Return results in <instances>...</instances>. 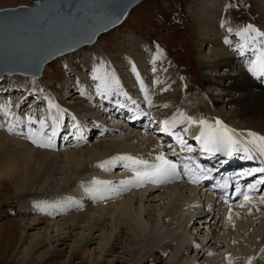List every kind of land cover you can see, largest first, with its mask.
<instances>
[{
	"label": "rangeland",
	"instance_id": "obj_1",
	"mask_svg": "<svg viewBox=\"0 0 264 264\" xmlns=\"http://www.w3.org/2000/svg\"><path fill=\"white\" fill-rule=\"evenodd\" d=\"M33 1L35 0H0V8L16 6L19 4L29 5ZM203 1L204 0H142L130 9L121 24L97 37L94 45L98 44L99 47L104 49L110 59H112V65L115 67L114 70L116 71H114L115 76H119V90H113L109 95L112 102L129 101L130 103H136L137 105H140L143 110L150 111L155 120H159L171 117L174 113H169L167 110H173L177 102L184 101L183 103L189 104L193 108V114L186 115L192 116L196 119L202 117L212 122L219 119L223 124L227 123L224 122L225 119H231L233 122H238V119H233L229 116L228 105L224 104L223 107L220 104H211V96L216 93L214 89L217 84L221 87V83L212 84L204 80V77L207 76V74H212V72L202 69L199 59L201 53L207 54L209 47L212 45L211 42L215 41L221 43V46L223 45L222 47H225L224 49H227L228 54L231 56L237 55L239 53L238 44L240 43V38H238L235 33L239 28L243 27L242 25L245 23H252V25L258 30H264V25L262 23L264 21V16L259 15L260 1L217 0L223 8L221 13H216V15L219 14L216 16L215 20L218 19L221 22H219V26L217 27L218 35L210 36L208 39L203 38L201 36L202 34L199 36L198 21L195 17V7L199 6L200 2ZM222 22L223 26H221ZM212 25L215 26V23L213 22ZM229 28L232 29L231 32L228 31ZM226 36L228 37L229 43L224 42ZM212 39L214 40L212 41ZM137 43H142V47H144L139 54V59H136V48L139 47ZM157 46L163 50V54L153 61L152 55L153 53H156ZM99 47L85 45L80 47L82 49L84 48V50L79 48L78 51L76 50L77 52L73 51L50 61L45 66L42 76L39 78H43L46 89L42 88L38 82H32L28 79L29 77H24V75L20 76V74L14 75L15 77L7 79L6 82H3V80L1 82L0 80V106H11V103L14 102L15 104H24V108L20 111L14 110V107L11 109L8 108L9 115L7 116L1 111L0 127L3 126L6 131H9V128L13 129L16 124L12 123L11 118L16 117L17 119V117H19V120H15L18 122L17 126L20 127L22 131L26 130L28 126H25L27 125V122H25V125L23 123L25 121L24 116H33L34 114H32L33 112L30 110L37 105L39 107L41 103V106H46L45 100L52 94L53 90L55 91L57 89L55 86L61 85V81H63L65 76V70H68V73H70V76L72 77L77 73H85L81 64L82 62L80 61L82 54L94 51L95 57L93 58V64H95L96 67L99 66L100 60L103 61V63L105 62V64L107 63L103 58V53ZM133 65H140V68L147 73L146 78H140L139 80L143 82V87L146 88L147 95L151 99V104L145 100V93H134L130 98V94L127 93L122 86L128 85L131 89H140L141 84L137 80H129L132 77L137 78L136 73L139 74V70L136 69V73L131 70ZM121 66L124 67L122 68ZM153 68H155V71L152 70ZM123 69L125 71L121 72ZM121 74H124V77H122ZM87 75L89 76V73H87ZM124 78L126 81H124ZM153 80L156 81L155 84L153 83ZM74 83H77L76 80H74ZM160 85H162V87H160ZM165 87H168L169 89L162 93V89L160 88ZM40 91H42L43 94ZM32 92H36L37 95ZM118 92L127 93V95H119ZM57 94H62V91L61 93L57 91ZM38 95H41L43 99L42 101L41 97ZM77 95L78 93H74L70 96L69 104L71 105V109L64 110V113L66 116L65 118H70L69 120H72L73 124L78 123L79 137H82L85 141L83 145L76 147L70 146L68 148H66L67 146L61 147L60 145H58V147L53 146L41 148L32 144H24L22 139H19V143L28 146L29 149L32 150L48 151L50 153L59 154L62 157L65 154L69 155L70 152H78L82 148L89 147L101 139L110 140L117 138L122 141L123 143H121L125 146H129V144L133 145L135 143L134 140L123 139L124 135L119 131H116L111 135L107 134L101 136L100 138H97V131H90V137H87L89 130L87 129L88 131H85V121H81V118H78V116H83L84 114L82 112H77L73 107L74 105L71 104L77 100ZM102 99L100 105L97 104L99 105L98 107L93 106V108H95V110H93L94 114L99 113V110H102L104 105L103 102L106 101V99ZM110 99L107 98V101ZM155 104H158V108L154 107ZM217 108H222L220 113ZM165 110L166 112H164ZM72 117H75V119H72ZM213 117L215 118L213 119ZM100 120H103V118L101 117ZM20 122L23 124H19ZM66 123L73 125L70 122ZM227 124L230 129H234L242 136H247L248 131L264 135L259 131L249 130L241 126H239V128L232 127L230 123ZM96 125V120L91 123L92 127ZM99 125L100 123L98 124V127ZM34 128H36V126H34ZM73 131H75V128H72V132ZM131 133L138 134L139 131L134 130ZM145 137H150L154 141H159L157 136H147L146 134ZM138 147L139 148H136V150H140V155L131 156L142 160L148 159V157H150V149L145 148L144 146ZM77 154L79 155V153ZM80 159V172L79 174L70 177L72 179L66 177L63 160H56L55 172H48L51 184L44 190L33 189L25 192L23 189L31 185V181L27 178V174L29 173V166L34 159L22 157L19 156V154L11 153L10 151L2 152L0 150V223L6 222L0 224V264H18L17 256L20 253V250L23 247L30 248L31 242L34 241L37 242L38 246L32 251L31 258L44 251L47 247L50 248V245H53L49 250L51 255L49 257L50 259L47 258L40 264H78V261L80 260L79 254H74L72 256L71 254L72 247L75 242L78 241L77 239L81 234L79 229L70 233L69 237L66 235V232H64V238L67 239L62 240L61 238L64 236L63 232L56 234L52 231L51 227L44 226L43 224L45 223L28 225V220L33 217H45L47 221L52 220V208L58 201L55 200V204L52 205V198H59L63 195H69L75 192L77 186L74 185L72 181H83L81 178L85 176L84 174L90 173L93 170V168H90L87 165L89 161H84L86 160L85 158ZM118 171L119 170L117 169L114 172ZM112 172L113 171H111V173ZM173 185H178L179 187H173ZM180 185L183 186L184 184L178 179H172L164 182L161 186L162 190L150 191V183H144V185L142 184V186L138 188L131 189L126 195L122 194L120 198H123L124 196L130 197L131 195V200L128 201V210L131 217H134V215L137 214L139 206L142 207L143 210L140 214L141 221L145 224L147 223L146 219L148 218H151L153 221L145 225L148 230L150 229L148 228L150 223L152 224V227L157 224V228H159L163 234L159 235L155 240L156 245L158 244L160 246L167 240L173 241V239L181 237L188 240L191 245L196 244L195 246H197V244H203L198 247V250L208 251V254L203 255L201 258H199V256L195 257L193 250L173 257L171 256V253L168 252L167 254L170 256L166 255L163 257L167 264H229V261L225 257V251L236 245H238V248H245L244 246L247 245L246 240H248L245 235H248V233L255 230L256 224H262L264 222L262 219L264 212L260 211L259 207L255 210V205L251 206V203H249L248 206L239 209L233 205H231L230 208L212 206L216 212L207 213L206 216L204 215L205 217L203 216L198 220V211L200 209L203 210L204 207H206V202H202V198L196 200V192L188 191L185 188L187 185L182 188ZM166 186L169 188H166L165 190ZM145 189L146 193L144 196H142V194L138 195V197L135 195L137 192L136 190L145 191ZM149 192H151L150 195ZM199 194L200 197L204 195L203 192ZM190 199L192 201H190ZM63 202L65 201H60V204ZM105 204L106 200L103 201L102 205ZM88 206L94 208L96 205L87 204V207ZM41 207L43 210H41ZM88 210L93 214H99L98 212H94L93 209ZM160 211H164V215L158 217ZM231 211H235L238 215V217L233 220L234 226L224 227V224L221 226L222 214L227 212L225 214L226 217L223 220L227 223V220L229 219L228 214L230 215L229 212ZM77 212H79V210ZM165 213L168 218H164ZM213 213L218 214L214 217ZM147 214H149V216ZM63 216H68V214H64ZM218 216H220L219 220ZM59 217L60 216H56L53 217V219ZM244 217L246 218L244 219ZM45 219L43 218V220ZM202 220H206L207 222L205 221L201 223ZM42 225L46 231H43V229L40 228ZM214 225H216V227ZM202 226L204 227L201 229ZM22 232H24L23 235ZM74 233L76 235H74ZM165 235H167V240L164 239ZM132 244L134 247L138 246L135 243ZM182 245L184 246L185 244L182 242ZM133 246H131V244L127 245V249L134 248ZM59 247L62 248L59 249ZM88 247L94 249L96 252L93 244ZM200 247L203 250H201ZM94 255L96 256V254ZM93 259L95 260L93 263L82 262L79 264H108V261L106 260L97 262L96 257ZM129 263L130 262H128V264ZM134 264H141V262H136Z\"/></svg>",
	"mask_w": 264,
	"mask_h": 264
},
{
	"label": "bare ground",
	"instance_id": "obj_2",
	"mask_svg": "<svg viewBox=\"0 0 264 264\" xmlns=\"http://www.w3.org/2000/svg\"><path fill=\"white\" fill-rule=\"evenodd\" d=\"M259 1H260L259 15L264 16V0H259ZM222 8H223L222 5L217 0H204L203 2H200L199 6L195 7L196 10L195 17L196 20L198 21V26H199V33H198L199 36L200 34H202L201 36L203 38L208 39V37L210 36L218 35L217 27L219 26V22L221 21H219L218 19L215 20V18L219 13L222 12ZM217 12L219 13L216 15ZM213 22L215 23V26L212 25ZM262 23L264 25V21ZM247 24H252V23H245L242 26H245ZM260 31L264 32V30H260ZM214 39H212V41ZM211 43L212 45L209 47L207 54L201 53L199 59L201 68L204 69L205 71L207 70L208 72L209 71L212 72V74L210 75L207 74V76L204 77V80L212 84L221 83V87H219L220 85L217 84V86L214 89L216 93L211 96L210 99L211 104H216V105L220 104L223 107L224 104L229 106L228 109L229 116L232 117L233 119H238V122L235 121L233 122V120L231 119L229 120L225 119V121L224 120L223 121L230 123L232 127L239 128V126H241V127H245L246 129L259 131L262 134H264V75L254 76L248 71L246 67V62H250L254 55L253 51L245 50L244 54L241 55L238 49L239 53L235 56H231L230 54H228V50L227 49L225 50L224 49L225 47H222L223 45L221 46V43L216 41ZM90 45L91 47L94 46L99 47L98 44L94 45V43L93 46L92 44ZM137 45L139 47L136 48V53H137L136 59H139L140 57L139 54L142 52V49L144 47H142L143 45L142 43H137ZM99 48L103 53L102 54L103 58L107 61L106 64L105 62L103 63V61L101 60L99 61L100 62L99 66H102L101 71L103 72L104 70H107L114 73L115 67L112 65V59H110V57L107 55L104 49H102L101 47ZM78 49L76 50L78 51ZM82 50H84V48ZM94 55H95L94 51L91 53L82 54V58L80 61L82 62L81 64L83 66V70L85 73H81V74L77 73L74 77H72L70 76V73H68V70L67 71L65 70V76L63 81H61V85L55 86L57 89L55 91L53 90L52 94L49 95V97L47 96L48 98L45 100V105L46 107H48L45 110L46 114H43L42 112L38 111L39 107L37 105L36 107L30 110L31 112H33L32 114L35 115L32 116L33 119L39 120L42 117L47 119L49 111H51L53 117L56 116V109L55 108L51 110L49 109V101L55 102V104L59 105L60 109H62L63 111L67 109H71V105L69 104V98L74 93L76 94L78 93L77 100H75V102L71 104L74 105L73 107L77 110V112H82L84 114L83 116L81 115L78 116V118H81L80 119L81 121H85L84 122L86 129L85 131L87 132L89 130L87 137H90L89 134L90 131H96V127H98V124L99 123L100 125L102 124L100 118L104 114L103 109H104V105H106L107 99L106 101L104 100L105 102H103L104 105L102 107V110L101 111L99 110V113L94 114L93 110H95V108H93V106L98 107L103 100L102 99L103 97L97 94L95 89V84L97 83V81H94L92 79L93 68L96 67V65L93 64L94 61L93 58L95 57ZM121 67L123 68L124 66ZM140 67H141L140 65L135 66V69L139 70V79L146 78L147 73H145ZM122 71L125 70L123 69L121 70V72ZM128 71L130 72L129 69ZM87 73H89V76L87 75ZM14 75H5L6 77L4 76L5 78L3 79L1 78L0 80L1 82L2 80L3 82L4 81L6 82L7 79L15 77ZM121 75L122 77H124L123 76L124 74ZM24 77H29L28 79L30 81L38 82V84L42 88L46 89V87L44 86L45 82L43 78L39 79L40 77L34 78L32 76H26V75H24ZM117 78L119 79V76H117ZM34 79H39V80H34ZM74 80H76L77 82L76 84L74 83ZM129 80L136 81L137 78L132 77ZM124 81H126L125 78ZM122 86L125 88L127 93L130 94V98L134 93L136 94L144 93L141 91V87L140 89H131L128 85H122ZM160 87H162V85H160ZM160 89H163L161 91L162 93H164L169 88L165 87ZM57 91H59L60 93L62 91V94L58 95ZM81 91H83L84 93L83 95L81 94ZM40 92L43 94L42 91ZM32 93L37 95L36 92H32ZM39 97H41V95ZM110 98L111 97L108 96V99ZM42 100L43 99L41 97V101ZM124 102H120V103H124ZM183 102L184 101L177 102L173 110L169 109L167 111L169 113L170 112L176 113L177 110L179 109V110H183L185 114H193V108L189 104H185ZM23 106L24 104L22 105L18 103L15 104L14 102L11 103V106L9 105L8 108L11 109L14 107L13 108L14 110L20 111L24 108ZM154 107L158 108V104H155ZM217 109L218 112L220 113L222 108H217ZM164 112H166V110ZM25 117L26 116H24V118ZM65 117L66 116L64 115L63 121L60 123L59 129L57 131V133L59 134L58 136L64 134V136H62V139H64L65 142L67 143L66 148L70 146L76 147L83 145L85 141L83 140L82 137H79L78 123L75 124L77 125V127L75 128V131L72 132L73 127L71 124L66 123L67 118ZM214 118L215 117H213V119ZM69 119L70 118H68L67 122L73 124V121ZM11 120L12 123L16 124V126L12 129V131L9 132L6 131L5 128H3V126L0 127V150L2 152L10 151L11 153L19 154V156L34 159L29 166V173L27 174L28 175L27 178H29V180L31 181V185L26 188L23 187L24 188L23 190L25 192L33 189L44 190L47 186L51 184L49 181L50 176L48 172L50 171H52V173L55 172L56 160H60V159L63 160L64 170L66 171L65 172L66 177L68 178L79 174L80 172L79 167L81 164L80 158L83 159L85 158L86 160L84 161L86 162L89 161V163H87L88 167L93 168V170L90 173L84 174L85 176L81 178L83 179V181H79V182L75 180L72 181V183L77 186V188H75V192L69 195H63L62 197L59 198H52V205L55 204V200H58L57 204L53 207L55 209L52 208V220L47 221L45 217H43L45 220H43L42 217H33L28 220V225H32L35 223L37 224L45 223L43 225L51 227L52 231H54L56 234L60 232L63 233L66 232V235L68 237L70 236V233H72L74 230L79 229L81 231V234L77 239L78 241L75 242L74 246L72 247V254H71V256L74 254H79L80 260L78 261V264L82 262L93 263L95 262V260L93 259L95 257L97 262H100L101 260H106L108 261V264H112V263L128 264V262H130L129 264H134L136 262L138 263L141 262V264H159V263L167 264L166 260H164L163 257L168 255L167 254L168 252L171 253L172 257L177 256L178 254L182 255L192 250L195 253V257L199 256V258H201L203 255L208 254V251L198 250V247L203 244H197V246H195L196 244L191 245L188 242V240H185L181 237L173 239V241H170L167 240L166 237L167 235H165L164 239L167 241L160 246L158 244L156 245L155 240L159 237V235L163 234L162 231L159 228H157V224H155V226L152 227L151 226L152 224L150 223L149 225L151 227L149 226L148 228L150 229L148 230L145 227V225L153 221L151 220V218L146 219L147 221L146 224L141 221L140 214L141 211L143 210L142 207L139 206L140 208L138 207L137 214L134 215V217H131L130 212L128 210V201L131 200L130 198L131 195L130 197L124 196L123 198H120L122 194L126 195V193L131 189L138 188L142 186V184L144 185V183H148V182L150 183V189H151L150 191L162 190L161 186L164 184V182L168 181L169 179L164 180L160 183L143 181L139 183L138 186L136 184H122L121 181H125L133 176L132 169L136 167L135 165H132L128 161L116 160L114 163H109L105 165V167L103 168L99 166L102 162L108 161L112 157L140 155L139 152L140 150L139 149L136 150V148H139L138 146H144L145 148L150 149V157H148V159L145 160L148 161L154 160L155 155L158 152H164V154L169 159L174 158L173 156L177 155L176 152L171 151L162 142L154 141L150 137H145L146 135L143 134L131 133L136 128V127H132L123 131L121 129L117 131H119L121 134L124 135L123 139L134 140L135 143L133 145L129 144V146H125L124 144H122L123 142L118 140L117 138H113L110 140L101 139L98 140L96 143L90 145L89 147L82 148L78 152H70V154L68 153L69 155L65 154L62 157L59 154L50 153L48 151L32 150L29 149V147L26 145L23 144L21 145V143H19V139H22L24 144L27 143L34 145L30 140L27 139L26 134L28 131L27 129L29 127L32 128H34V126L37 127V124L34 125L29 124L27 120H25L23 123L25 125L26 124L25 122H27V125L25 126L28 127L26 130L22 131V129L17 126L18 122L15 121L17 120L16 117L11 118ZM95 120L97 125L92 127L91 123H93ZM23 123L20 122L19 124H23ZM227 123H224V125L228 127ZM48 124H49V128H46L45 132H48L50 130L51 121H48ZM181 125H183V123ZM191 127L192 130H199L198 125H191ZM114 132H116V129H114L113 127L111 128L105 127L104 130L100 132L97 138H100L101 136L107 134L110 135L114 134ZM196 134H198V132H195V135ZM73 139L75 142L74 141L71 142ZM57 145H58V141H57ZM77 153H79V155ZM117 169L119 171L114 172ZM111 171L113 172L111 173ZM93 178H95L98 181H106L108 183L92 185L91 182ZM175 186L178 185H173V187ZM183 186H185V188L188 191L196 192L195 195L196 200L201 198L205 199L207 208L204 207L203 210L200 209L198 211V216H197L199 218L198 220H200L204 215L206 216L207 213L209 214L210 212H216L213 209V207L217 206L216 200L206 197L205 192H203L204 195L203 196L201 195L202 197H200L198 191H196V189H193V187L188 184H184ZM183 186H181V188ZM86 188H92L93 191L90 192L85 191ZM166 188L168 189L169 187L166 186L165 190ZM136 191L137 192L135 195H137V197L140 194L144 196V194L146 193V189L145 191L144 190L143 191L136 190ZM150 194L151 192H149V195ZM260 199L261 198L251 200L253 201L251 203V206L255 205L254 207L255 210L259 207L260 211L264 212V204L259 202ZM62 200L74 201V203H72L70 206L61 208L59 207V205H60V201ZM104 200H106V204L102 205ZM190 201L192 200L190 199ZM87 204H95L96 206H94V208H90L89 206L87 207ZM232 205L239 209L238 205L236 204H232ZM88 209H93L94 212L96 213L98 212L99 214L97 215L93 214ZM78 210L79 212H77ZM165 211L167 212L166 209ZM226 213L227 212L222 214L221 226L224 224L225 225L224 227L226 226L232 227L234 222L233 220L236 219L238 215L235 211L229 212L230 215L228 214L229 216L228 217L229 219L227 220L228 222L225 223L226 221L223 220L226 217L225 215ZM64 214H68V216H63ZM159 214L160 215H158V217L164 215V211H160ZM216 214L218 213H213V216L216 217L217 216ZM147 215L149 216V214ZM56 216H60V217L53 219V217ZM164 218H168V216H166V213ZM245 218L246 217H244V219ZM219 219L220 216H218V220ZM262 219L264 220V213ZM20 221L22 222L21 219ZM205 221L206 220H202L201 223ZM43 225L40 228L43 229V231H46ZM214 226L216 227V225ZM203 227L204 226H202L201 229ZM23 234L24 232H22V235ZM63 235L64 236H62L61 239L66 240L67 238H64L65 233ZM74 235L76 234L74 233ZM245 236H247L246 238H248V240H246L247 245L244 246L245 248L243 247L238 248L237 247L238 245H236L225 251V257L229 261V264H264V222L262 224H256V229ZM182 242L185 244L184 246L182 245ZM132 243H135L138 246L137 247L135 246L136 247L135 248ZM91 244L94 245L96 252L94 251V249H90L88 247ZM130 244L134 248L127 249L128 248L127 245ZM37 246H38L37 242L34 241L31 242L30 248L23 247L17 256L18 264H40L45 259L51 256L49 250L50 248L53 247V245H50V248L47 247L46 249H44V251L40 252L38 255L31 258V253ZM61 248L62 247H59V249ZM200 249L203 250L201 247ZM94 254H96V256ZM249 257H251V260H249ZM176 264H180V263H176Z\"/></svg>",
	"mask_w": 264,
	"mask_h": 264
},
{
	"label": "snow or ice",
	"instance_id": "obj_3",
	"mask_svg": "<svg viewBox=\"0 0 264 264\" xmlns=\"http://www.w3.org/2000/svg\"><path fill=\"white\" fill-rule=\"evenodd\" d=\"M37 3H39V0H37ZM221 26H223V22ZM228 31L231 32L232 29L229 28ZM235 34L241 40V43L238 44V49L240 50L241 55L244 54L245 50H251L254 53L251 61L246 62L248 71L254 76L264 75V32L258 30L252 24H247L239 28ZM224 42L229 43L227 36L224 38ZM162 54L163 50L157 46V51L156 53H153L152 60L155 61ZM101 67L102 66H97L93 68L92 79L97 81L95 84L97 94L101 95L104 99H107L113 90H119L120 82L114 73L107 70L101 72ZM152 70L155 71V68ZM132 71L136 73L134 65L132 66ZM136 75L137 81L141 84V91L145 93V100L151 104V99L143 87V82L139 80V74L136 73ZM153 83L155 84L156 81L153 80ZM81 94H84L83 91H81ZM118 94L127 95V93L123 92H118ZM7 108L8 106H0V111L4 112L6 116L9 115ZM53 108L56 109L55 117H53L51 111H49L47 119L42 117L36 121L32 116L25 117V120H27L29 124H37L36 128H28L26 134L27 139L30 140L34 145H37L41 148L54 146L53 137L56 135L60 123L63 121L65 115L64 111L60 109L59 105L55 104L53 101H49V109L51 110ZM72 119H75V117H72ZM17 120H19V117H17ZM48 121H51L50 130L45 132V129L49 128ZM182 123L186 125L199 126V132L194 138L197 143L200 144L202 151L209 153L219 152L225 156H230L235 151H243L245 153L243 158L249 160L253 159L254 153H258L260 157H264V135H259L256 132L248 131L247 136L242 137L234 129H230L224 125L219 119H216L214 122L202 117L196 119L192 116L186 115L182 110L178 109L177 112L171 117L160 122V131L171 132V130L174 129L176 125ZM72 127L76 128L77 125L73 124ZM9 131H12V128H9ZM184 131H188L187 126L184 128ZM172 135L175 136L176 133L173 132ZM181 143L183 144L182 140ZM188 150H191L190 145L188 146ZM116 160L128 161L132 165L136 166L132 169L133 176L125 181H121L122 184H136L138 186L139 183L143 181L160 183L167 179H179L181 175V173L178 171V162L169 159L164 154V152H158L152 161L137 159L132 156H116L112 157L108 161L102 162L99 166L103 168L105 165L114 163ZM261 163L264 164V160H262ZM183 168V174L189 177L190 182L195 183L201 178L193 174L188 163H184ZM252 171L264 173V167L254 168ZM244 174L249 175L251 173L245 172ZM91 183L92 185H97L107 184L108 182L98 181L93 178ZM260 184H264V175H262L254 183L247 186L243 192L242 200L244 202L252 203L253 201L249 199V192L254 190L257 185ZM85 191L90 192L93 191V189L86 188ZM237 191L239 192L240 189L238 188ZM259 202L264 204V193H261V199ZM72 203H74V201H65L61 203L59 207L64 208L70 206ZM241 206H243V204ZM41 210H43L42 207ZM249 260H251V257H249Z\"/></svg>",
	"mask_w": 264,
	"mask_h": 264
},
{
	"label": "water",
	"instance_id": "obj_4",
	"mask_svg": "<svg viewBox=\"0 0 264 264\" xmlns=\"http://www.w3.org/2000/svg\"><path fill=\"white\" fill-rule=\"evenodd\" d=\"M142 0H37L0 8V79L42 76L45 65L96 42Z\"/></svg>",
	"mask_w": 264,
	"mask_h": 264
}]
</instances>
